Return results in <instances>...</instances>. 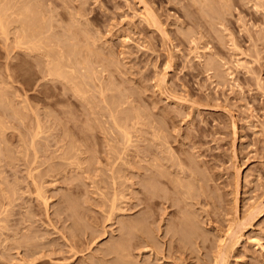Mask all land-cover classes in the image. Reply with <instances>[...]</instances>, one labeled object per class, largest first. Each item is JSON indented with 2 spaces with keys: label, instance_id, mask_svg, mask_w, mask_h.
<instances>
[{
  "label": "rangeland",
  "instance_id": "374dc122",
  "mask_svg": "<svg viewBox=\"0 0 264 264\" xmlns=\"http://www.w3.org/2000/svg\"><path fill=\"white\" fill-rule=\"evenodd\" d=\"M0 11V264H264V0Z\"/></svg>",
  "mask_w": 264,
  "mask_h": 264
},
{
  "label": "bare ground",
  "instance_id": "6f19581e",
  "mask_svg": "<svg viewBox=\"0 0 264 264\" xmlns=\"http://www.w3.org/2000/svg\"><path fill=\"white\" fill-rule=\"evenodd\" d=\"M34 3H35V2H34ZM22 5H23V4H22ZM24 5H25V3H24ZM28 5H29V4H28ZM31 6H32V5H31ZM33 6H34V5H33ZM25 7H26L27 10H28V9H29L28 7H30V5H29V6H27V5H26V6H23V8H25ZM30 8H31V7H30ZM34 8H35V7H34ZM29 10H30V9H29ZM23 11H24V9H23ZM39 11H40V10H39ZM1 12H2V11H0V26H1V29H4V28H5V29L7 30V28H6L7 25L5 26V19H6V18H5V16H3L4 13H3V12L1 13ZM25 12H26V9H25ZM26 13H27V12H26ZM26 13H23V14L26 15ZM33 15H34V14H33ZM38 15H39V13H38ZM38 15H37V14L34 15V17H35V16L39 17ZM26 16H28V15H26ZM29 17H30V16H29ZM25 18H26V17H25ZM35 18H36V17H35ZM39 18H40V17H39ZM27 19H30V18H27ZM30 20H31V19H30ZM6 22H7V21H6ZM31 22H33V21H31ZM40 22H42V21H40ZM44 22H45V21H44ZM7 23L10 24L9 22H7ZM20 23H22V24L24 23V24H25V23H26V19H25V21H23V22L20 21ZM28 23H30L29 20H28ZM40 24H41V23H40ZM42 24H44V23H42ZM25 25H26V24H25ZM27 25H28V24H27ZM27 25H26V26H27ZM23 26H24V25H23ZM23 26H22V27H23ZM26 26H25V29H26ZM35 26H36V25H35ZM28 27H30V26H28ZM32 27H33V26H32ZM40 27H42V26H40ZM23 28H24V27H23ZM23 28H22V29H23ZM1 29H0V31H1ZM5 29H4V32H6ZM8 29H9V26H8ZM28 29H29V28H28ZM32 29H33V28H32ZM9 30H10V29H9ZM29 30H30V29H29ZM38 30H39V29H38ZM24 31H25V30H24ZM32 31H33V30H32ZM36 31H37V30H36ZM36 31H35V32H36ZM2 32H3V30H2L0 33H2ZM30 32H31V31H30ZM7 33H8V32H7ZM23 33H24V32H23ZM23 33H22V37H23L24 40L21 39L20 41H21V42L23 41L22 43H25V39L28 38V37H26V36L29 35V32H25V34H27L26 36H25ZM4 34H5V33H4ZM30 34H32V33H30ZM33 34H34V31H33ZM23 35H24L25 37H24ZM33 36H34V35H32V38H34ZM29 37H31V35H30ZM29 39H30V42L27 41V40H29ZM29 39H26L27 43H28V42H29V43H33V41H31L32 39H31V38H29ZM35 39H36V38H35ZM35 39H34V41H35ZM63 41H64V40H63ZM65 41H66V40H65ZM66 42H68V39H67ZM64 43H65V42H64ZM20 44H21V43H20ZM25 44H26V43H25ZM32 47H33V46H32ZM35 47H37V46H35ZM64 47H65V46H64ZM64 47H63V48H64ZM71 47H72V46H71ZM71 47H69L67 50H69L70 53L72 52L71 54H75V53L73 52V50H74L75 48L71 50V49H70ZM28 48H29V47H28ZM51 51H54V50H51ZM74 51H76V50H74ZM52 53H53V52H52ZM47 54H48V53H47ZM61 55H62V54H61ZM51 56H52V55H51ZM57 56H58V55H57ZM59 56H60V54H59ZM59 56H58V58H59ZM63 56H64V55H63ZM63 56H62V58H63ZM60 57H61V56H60ZM50 58L52 59V57H50ZM59 59L61 60V58H59ZM59 59H57V61H58ZM52 60H54V59H52ZM55 60H56V59H55ZM60 60H59V61H60ZM57 61H54V62H56V64H57ZM59 61H58V65L60 64ZM61 61H62V60H61ZM61 61H60V62H61ZM50 63H51V61H50ZM50 63H49V64H50ZM87 64H88V63H87ZM52 65H53V62H52V64H51V67L53 68V73H55V72H54L55 69H54V67H53ZM58 65H57V66H58ZM60 65L62 66L61 69H63V68L65 67L66 64H64V67H63V64H60ZM54 66H56V65H54ZM57 66H56V67H57ZM56 67H55V68H56ZM56 69H57V68H56ZM58 69L60 70V73H61V69H60L59 67H58ZM58 69H57V70H58ZM64 69H65V68H64ZM64 69H63V71H64ZM49 70H50V69H49ZM57 70H55V71H57ZM59 70H58V71H59ZM51 71H52V69H51ZM58 71H57L56 73H58ZM65 72H66V70H65ZM53 73H52V74H53ZM56 73H55V74H56ZM67 73H68V72H67ZM58 74H59V73H58ZM63 74H64V73H63ZM63 74H61V75H63ZM50 75H51V74H50ZM67 75H68V74H67ZM52 76H53V75H52ZM57 76H59V75H57ZM67 77H68V76H67ZM67 77H65V78H67ZM69 77L71 78L72 76H69ZM84 77H85V76H84ZM65 78H64V79H65ZM67 79H68V78H67ZM79 90H80V89H79ZM115 122L117 123V121H115ZM115 122H114V124H115ZM118 125H119V124L117 123L116 126H118ZM38 127H39V126H38ZM40 127H41V126H40ZM40 127H39V128H40ZM39 128H38V129H39ZM118 128H119V127H118ZM123 129H124V128H123ZM124 132H125V131H124ZM123 134H125V133H123ZM127 135L129 136V134H126V137H127ZM129 139H131V138H129ZM125 140H126V139H125ZM129 141H130V140H128V142H129ZM181 167H182V166H181ZM179 169H180V168H179ZM182 173H183V172H182ZM177 176H178V175H177ZM178 179H179V178H178ZM178 179L175 180V181H178ZM173 180H174V179H173ZM181 180H182V179H181ZM181 180H180V181H181ZM178 183H180V182H178ZM182 183H183V182H181L180 184H182ZM187 183H188V182H187ZM184 184H185V182H184ZM176 185H177V184H176ZM182 185H183V184H182ZM190 185H191V184H190ZM149 186H150V185H149ZM183 187H184V186H183ZM188 187H191V186H188ZM190 189H193V188H190ZM188 191H189V190H188ZM177 192H178V191H177ZM194 192H195V191H194ZM178 194H179V193H178ZM180 194H181V193H180ZM183 194H185V193H183ZM186 195H187V194H186ZM189 195H190V194H189ZM114 196H115V195H114ZM187 196H188V195H187ZM44 203H45V201H44ZM45 204H46V203H45ZM45 204H44V205H45ZM46 205H48V203H47ZM68 207H69V206H68ZM113 208L115 209V206H114ZM113 208H112V209H113ZM237 214H238V213H237ZM233 216H235V215H233ZM75 217H76V216H75ZM182 217H183V216H182ZM187 218H188V217H187ZM237 218H238V217H237ZM188 219H189V218H188ZM234 219H235V218H234ZM184 220H185V219H184ZM181 221H182V220H181ZM189 221H190V220H189ZM238 221H240V220H238ZM187 222H188V221H187ZM187 222H186V223H187ZM190 222H191V221H190ZM133 223H134V222H133ZM186 223H185V224H186ZM189 224H190V223H189ZM232 224H233V223H232ZM236 224H237V223H236ZM174 226H175V225H174ZM231 226H232V225H231ZM127 227H128V226H127ZM192 227H193V226H192ZM231 229H232V228H231ZM134 230H135V229H134ZM196 230H197V229H196ZM232 232H233V234H232ZM234 232L236 233V231H234V229H233V231H231V233L229 234V238H226L227 241L230 239L231 241H229V242H232V243H233V242H234L233 240L238 239V238H237L238 236L235 237ZM224 236H225V235H224ZM227 237H228V236H227ZM234 238H236V239H234ZM220 239H221V238H220ZM224 239H225V238H224ZM219 241H220V240H219ZM227 241H226V242H227ZM236 242H237V240H236ZM119 243H120V242H119ZM128 243H129V242H128ZM227 243H228V242H227ZM232 243H231V245H233ZM234 243H235V242H234ZM120 244H122V243H120ZM120 244L117 243V246H118L119 248H118L117 246H115V247H117V249H118V251H117V249H115L117 252H116L114 249H113V250H114L116 253H118L119 255H120V254H121V255H126L125 253L128 252V250H127L128 248H126L125 246H128V245H125V244H124V245H125V246H124L123 244H122V245H120ZM236 244H237V243H236ZM227 245H228V248H229V247H230V246H229L230 243H228ZM227 245H226V243H224L223 246H227ZM131 247H132V246H131ZM125 248H126V249H125ZM223 248H224V247H223ZM229 249H230V248H229ZM125 250H126V251H125ZM221 250H222V249H221ZM223 250H224V249H223ZM223 250H222V253H221V254H222V255H221L222 257H223L224 255L226 256V253H224ZM226 250H227V249H226ZM226 250H225V251H226ZM231 251H233V250H231ZM223 253H224V254H223ZM227 254H228V253H227ZM228 255H229V254H228ZM221 256H219V257L217 256V257H218V258H221ZM225 256H224V257H225ZM109 257H110V256H109ZM128 257H130V256H128ZM225 258H226V257H225ZM221 259H223V258H221ZM219 260H220V259H219ZM225 260H226V259H225ZM217 261H218V260H217ZM127 262H128V261H127ZM224 262H225V261H224Z\"/></svg>",
  "mask_w": 264,
  "mask_h": 264
}]
</instances>
